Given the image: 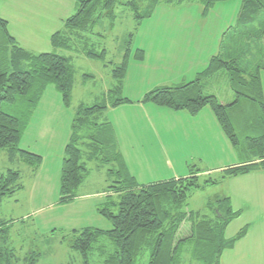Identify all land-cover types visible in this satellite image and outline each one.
Returning <instances> with one entry per match:
<instances>
[{
  "label": "rangeland",
  "instance_id": "obj_1",
  "mask_svg": "<svg viewBox=\"0 0 264 264\" xmlns=\"http://www.w3.org/2000/svg\"><path fill=\"white\" fill-rule=\"evenodd\" d=\"M197 2L178 4L161 0L152 16L139 24L124 7L114 9L112 20L106 17L99 19L93 26V35L88 36L100 41L99 47L107 52L106 61L114 64L113 67H105L103 63L88 60L75 51H57L50 44L51 35L64 33V19L75 14L77 4L73 0H0V18L7 22L9 35L19 45L35 55L53 52L68 57L75 72L69 110L60 104L62 96L55 87L47 86L20 137L19 150L41 157L38 169L34 168L37 169L34 171L18 160L17 152L10 158L7 149L0 151V173L18 171L22 186L20 191L0 204L4 247L15 256L12 258L8 254L10 264H28L23 259L31 252L39 254L34 264H83L79 253L72 251L67 241L86 228H111L110 222L99 211L106 207V203L117 204L120 199L119 193H111L107 198L104 194L113 181L108 180L107 171L114 164L89 163V175L78 188L77 198L69 203L58 202L61 152L68 143L76 108L80 103L108 100L102 94L113 82L110 69L119 67L127 50L128 63L121 97L140 102L153 85V88L175 85L181 77L193 79L195 71L211 57L227 30L235 26L242 0L216 4L205 14L203 6ZM34 27L35 32H31ZM96 34H100L102 39ZM250 38L245 35L239 40L249 42ZM99 41L92 42L97 45ZM262 41L264 44V37ZM257 44L254 43L249 53L257 50ZM136 50L144 52L143 61L133 60ZM227 51L234 54V49ZM246 59L254 62L257 58L246 56ZM259 62L264 67V57ZM259 75L264 92V71ZM209 84L221 101H227L226 92L230 88L224 79H211L203 86ZM142 105L144 107L123 104L111 116L107 114L113 122L117 147L119 144V152L129 173L140 185L172 179L175 174L178 178L197 174L201 188L191 193L188 210L199 212L203 217L213 216L216 202L229 196L228 182L215 186L204 185V182L220 177L219 170H216L219 165L239 159L238 155L246 148L243 137L248 133L239 130V124L236 122L237 126L232 120L240 139V145L234 148L210 109H203L208 116L202 115L199 121L191 122V117L184 111L160 108L150 103ZM26 107L24 104L20 106L23 120H26ZM17 109V104L3 107L10 115H16ZM128 127L130 131H126ZM81 146V150L87 152V148ZM241 154L243 159L242 156L246 155ZM110 209L114 215L118 213L117 206ZM190 226L188 221H184L177 239L188 238ZM105 241L113 251V246ZM191 246L185 245L179 264H199L191 255ZM94 248L97 250L92 251L90 264H93L91 257H96L101 251L100 244ZM107 250L105 248L104 253ZM230 253L225 254L223 264H228Z\"/></svg>",
  "mask_w": 264,
  "mask_h": 264
},
{
  "label": "trees",
  "instance_id": "obj_2",
  "mask_svg": "<svg viewBox=\"0 0 264 264\" xmlns=\"http://www.w3.org/2000/svg\"><path fill=\"white\" fill-rule=\"evenodd\" d=\"M73 1L77 4L75 14L64 21V33L56 32L50 36V44L57 51H75L88 60L103 63L105 67H113L114 64L110 60L106 61L107 52L99 47L100 41L97 40L99 43L96 45L92 41H97L88 36L93 35L95 22L103 17L114 19V9L124 7L139 24L150 18L161 2ZM164 1L182 4L192 0ZM226 1L229 0H198L197 3L203 6L205 14L216 4ZM7 25L0 18V151L7 149L10 158L15 157L17 152L18 160L34 170L40 164L41 157L18 149L20 137L27 127V119L47 86L55 87L62 96L60 104L69 110L75 72L68 57L53 52L35 55L27 51L9 35ZM245 35L246 38L251 37L249 42L239 40ZM95 36L102 39L100 34ZM263 37L264 0H242L235 26L227 30L211 57L191 77L193 79H187L179 85L155 88L153 85L140 102H133L130 97H121L128 63L127 50L122 63L118 64L119 67L110 69L109 75L113 82L102 94L108 100L101 103H80L77 106L68 143L63 150L58 202L69 203L77 198L78 188L89 175L87 165L93 161L102 165L114 164L107 171L108 180L113 181L104 194L106 198L111 193H119L120 196L117 204L106 203V207L99 211L110 222V229L86 228L67 241L69 248L79 253L83 264H90L92 251L97 250L94 247L99 244L101 251H98L96 257H91L93 264H139L141 261L145 264H179L186 244L192 245L191 255L199 264H220L224 252L233 250L247 236L249 227L245 226L233 237H225L228 225L240 215V212L233 210L229 197L216 202L217 207L211 217H203L199 212L188 210L191 193L201 188L197 174L147 185L138 184L119 152L113 122L107 114L111 116L120 105L138 103L184 111L191 117L198 116L203 109H210L234 148L240 145V139L236 135L232 120L239 124H236L239 130L248 135L243 137L246 145L241 151L246 155L242 156L244 161L219 170L220 177L210 178L204 185L215 186L226 179L264 170V92L259 75L260 71H264L263 65H259L264 57ZM254 43H259V47L249 53ZM230 48L232 51L234 49V54L227 51ZM246 56L257 59L253 62L246 59ZM143 59L144 52L136 50L133 60L141 62ZM84 78L93 79L89 76ZM211 79H224L233 94L234 100L231 104L224 105L215 96V89L211 84L203 86V83L210 82ZM15 104L18 105L16 115H10L3 110L4 106L13 107ZM21 104L27 106L26 120H23ZM81 144L87 148V152L81 150ZM19 180L18 171L0 173V204L22 189ZM111 206H117L116 215L111 212ZM184 221L190 223L191 234L188 238L179 240L177 233ZM105 239L113 246V251ZM4 244V229L0 225V264H10L8 254L12 258L15 256L6 250ZM105 248L108 250L104 253ZM38 257L39 254L31 252L23 260L34 264Z\"/></svg>",
  "mask_w": 264,
  "mask_h": 264
},
{
  "label": "crops",
  "instance_id": "obj_3",
  "mask_svg": "<svg viewBox=\"0 0 264 264\" xmlns=\"http://www.w3.org/2000/svg\"><path fill=\"white\" fill-rule=\"evenodd\" d=\"M40 18H42V16H40ZM66 19H64V21ZM34 29L35 27L32 28L31 32H35ZM197 72L198 70L195 71L194 75H196ZM185 81H187L185 77L178 78V83H175V85H179ZM213 92L215 93V96H217L216 91L213 90ZM226 94L228 98L227 101H221L224 105L231 104L234 100L233 94L230 90H228ZM217 97L219 99L221 98L219 96ZM137 107L144 106L138 103ZM202 115L208 116V113L202 110L198 116H190V121L197 122L200 120ZM126 131H130V128L128 127ZM63 150L64 148L61 152L62 159ZM232 151L235 150L232 149ZM238 158L239 159L236 161L219 165L216 170L218 171L227 166L241 164L244 161V158L242 159L240 155H238ZM171 178L176 179L178 178V175L175 174ZM226 182H228V197L230 198L232 208L234 211L240 212V215L228 225L225 231V237H233L245 226H248L249 230L247 236L243 240L239 241L233 250L224 252L220 260V264H223L225 254L230 252L231 255L229 261H227L228 264H264V170L252 172L247 176L226 179L223 181V184ZM235 222L237 224L233 225ZM245 241H247V243Z\"/></svg>",
  "mask_w": 264,
  "mask_h": 264
}]
</instances>
